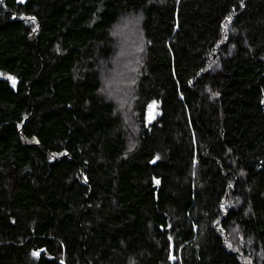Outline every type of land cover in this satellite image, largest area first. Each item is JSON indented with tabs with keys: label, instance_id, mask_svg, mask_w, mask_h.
Segmentation results:
<instances>
[{
	"label": "trees",
	"instance_id": "trees-1",
	"mask_svg": "<svg viewBox=\"0 0 264 264\" xmlns=\"http://www.w3.org/2000/svg\"><path fill=\"white\" fill-rule=\"evenodd\" d=\"M0 264H264V0H0Z\"/></svg>",
	"mask_w": 264,
	"mask_h": 264
},
{
	"label": "rangeland",
	"instance_id": "rangeland-1",
	"mask_svg": "<svg viewBox=\"0 0 264 264\" xmlns=\"http://www.w3.org/2000/svg\"><path fill=\"white\" fill-rule=\"evenodd\" d=\"M160 112V108L158 105L154 104L150 107L148 112V120H153Z\"/></svg>",
	"mask_w": 264,
	"mask_h": 264
}]
</instances>
